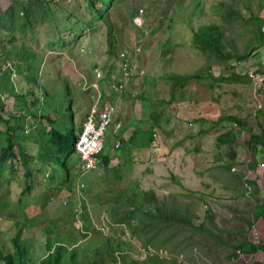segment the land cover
<instances>
[{"label":"rangeland","instance_id":"374dc122","mask_svg":"<svg viewBox=\"0 0 264 264\" xmlns=\"http://www.w3.org/2000/svg\"><path fill=\"white\" fill-rule=\"evenodd\" d=\"M66 1L72 2L67 9L69 12L55 10V20L35 29L34 38L27 40L26 44L21 40L15 45L0 44V55L3 54V46L7 51L12 48V51H21L25 56V49L31 48L36 55V75L40 77L41 84H30L25 74L21 75L26 72L23 68L27 66V60L0 58V61L6 60L7 66L0 72V104L3 103V112H0V151L8 146L13 134L7 133L8 126L3 119L11 126H18V114L27 115L26 111L29 110L47 115L54 121L53 125H49L46 121L40 123L34 118L27 119L24 128L28 139L17 143L33 157L28 165L34 176L33 184L27 178V168L20 160L15 161L16 173L8 171L11 183L4 182L0 186V201L8 204L7 208L1 209L5 211L0 215L3 226L10 222L8 210L15 220L27 223L22 240H28L29 264H39L48 254L47 238L54 235L45 232L47 227L58 231L60 236L92 235L93 239L100 230L107 235L111 231L109 223L114 221V212L110 210L115 206L121 213L126 211L127 207L122 205L126 196L138 190L140 196L145 191H155L159 197L170 199L177 195L180 202L187 203L197 213L195 226L204 223L211 229L209 233L193 230L189 226L171 230L176 235L171 241V249L175 251L165 254V257L178 258L180 264H254L252 257H245L242 253L238 254L241 258L236 261L229 260L228 256L232 250L230 243L250 238V234L244 236L242 233L249 230L248 220L257 209L255 205H250L248 199L241 203H230L228 196L246 197L245 180L242 186L234 180L233 174L245 179L259 171L262 184L263 169L260 165V169L249 173L247 165L252 159L242 146H238L235 151L237 164L240 165L234 167L231 175L227 174L222 169L227 166L226 156L216 162L220 153L216 140L225 129H212L207 135L199 134V131L209 127L208 123L200 122V118L217 120L223 114L232 113L244 117L256 129L258 110L264 107V90L261 92L258 83H223L220 88L211 87L213 82L209 79L204 82L192 80L186 89L176 91V100L170 104L173 100L172 86L166 79L173 73L194 74L207 65L213 66L215 75L222 71V64L201 54L191 37L193 29L201 24L224 22L214 10L221 13V3L226 2L228 6L229 0H123L119 7L110 11L114 38L109 37V26L100 22L96 29L87 30L83 39L69 44L67 48L58 49L56 42L60 37H67L71 28L81 24L80 20H91L85 0H65L64 4ZM10 3V0H0V10L6 9ZM263 3V0L259 1L260 5ZM133 12L141 15V26L132 19ZM258 13L264 15V9ZM70 14L73 17L68 19ZM225 29L229 35L237 32L230 29L229 24ZM238 31L243 34L237 38L238 49L244 51V41L251 36V29L242 26ZM110 40L115 54L111 53ZM123 52L130 57L134 74L126 88L114 99L117 112L107 134L109 148L103 155V158L109 156L114 161L108 169H104L100 159L93 173L76 175L71 189V202L75 209L80 213L85 208L89 211L92 224L86 231L83 218H74L70 211L65 213L66 183L61 174L46 162L47 153L43 158L46 152L43 147L48 136L42 135V131L46 129L47 133L52 127L58 131L69 129L71 123L67 109L70 100L75 127L79 131L87 113L101 95L102 104L113 101L114 93L110 89L113 84L97 82L95 76L99 70L104 78L111 70L112 76H117ZM95 64H99L98 69ZM231 64L240 74L259 69L264 65V45L256 49L247 61H232ZM7 68L11 72L5 71ZM35 96L38 102L32 106L30 102ZM154 113L162 114L163 128L157 131V144L150 145L148 133L152 131V120L155 122ZM226 126L229 127L228 124ZM138 127L141 131L138 132L136 146L125 144L121 145L120 150H115L120 143L117 136L123 140L129 139ZM16 134L20 135L21 132ZM240 135L242 138L244 134ZM17 149L18 146L16 152ZM118 159L121 164L116 161ZM137 161L140 165H137ZM70 164L77 170V159L73 158ZM80 183L84 184V188L77 193L76 186ZM27 185L33 189L31 193L22 195ZM210 208L214 213L213 219L208 217ZM115 226L119 238L130 245L131 257L145 260L148 252L141 249L136 239L131 238V232L126 228L123 231V226L118 227V224ZM258 228L264 234V220L259 219ZM17 232L19 229L0 236L2 248L14 251L11 240ZM214 237H219L221 243L214 242Z\"/></svg>","mask_w":264,"mask_h":264},{"label":"trees","instance_id":"16d2710c","mask_svg":"<svg viewBox=\"0 0 264 264\" xmlns=\"http://www.w3.org/2000/svg\"><path fill=\"white\" fill-rule=\"evenodd\" d=\"M64 1L65 0H10V5L2 11L0 10V44L9 43L10 45H15V43L20 40L23 44H26L27 40L30 41L29 39L34 38L35 29L40 25L55 20V10L69 12L67 9L72 2L66 1V4H64ZM259 1L229 0L227 3L231 6H227L226 2H222V8L220 9L223 11L220 13V10H214V13L220 15L224 22L219 23L214 21L201 24L197 29H193L191 37L193 45L201 54L210 59H215V62L218 64H222V71L220 69L221 72L215 75L212 70L213 66L207 65L194 74L182 75L173 73L169 75L166 79L172 86L173 94V100L170 104H174L176 100V91L179 88L186 89L192 80H201L204 82V80L209 79L213 82L211 87L219 86L220 88L223 83L228 85H250L258 83L259 88H262L261 92H263L264 65L257 70L240 74L235 71V66L231 64L232 61L236 63L247 61L256 49L264 45V32L262 30L264 15L258 13L264 9V3L260 5ZM85 2L91 20L88 22L80 20L79 23L81 24L71 28L67 37H60L56 42L59 47L58 49L67 48L69 44L76 43L83 39L85 32L87 30L92 31L96 29V25L100 22H104L109 26V37H115V35L112 34L114 25H111L110 22V11L119 7L123 0H85ZM52 6L54 9H52ZM257 9L259 10L258 12H256ZM137 16L138 14L136 15V12L132 13V19L135 20ZM72 17L73 15L70 14L68 19ZM226 24H229L230 29L237 32H233L229 35L225 29ZM242 26L245 29L249 27L252 33L249 39L244 41V51L238 49L237 41L238 37L243 36V34L238 31ZM71 33L72 36L70 37ZM235 34H237V36ZM72 40L73 42H71ZM49 46H51V44H49ZM110 46L111 53L115 54V47L112 40H110ZM2 49L3 54L0 55V58L5 57V59L11 60L12 57H14V59L18 60H27L28 64L23 68V71L25 69L28 73L24 71L21 75L25 74V79L28 83L38 86L41 85L40 77L36 75V71L38 70L36 55L33 51L31 52V48L25 49L24 52L27 53V56L21 51L18 53L12 51V48H9L7 51V48L3 46ZM14 54L16 55L14 56ZM120 54L117 55L118 58H120ZM5 61H0V72L3 70L4 66H6ZM95 67L98 69L99 64H95ZM5 71L11 72L8 68ZM96 77L97 82L108 81L112 84V70L109 72L108 76L102 80L98 79L97 74L95 80ZM117 95L119 94L114 93L111 103L115 104L114 99H116ZM37 102L38 98L35 96L34 99H31L30 104L33 106ZM71 103L72 100L68 101L69 108L67 112L70 114L71 123L69 129L58 131L52 127L47 133L46 129L42 131V135L48 136V141L43 147L46 149H43L46 151L43 154V158H45V154L47 153L48 157L46 158V162L61 174L62 179H64L66 183L67 196L64 199V202L66 201L64 204L65 213L70 211L71 216L74 214V218L77 216H80L81 219L83 218L85 222L84 227L87 229L86 231H88L92 224L88 209L85 208L83 212L80 213V210H76L71 202V189L74 186L76 175L81 174L79 168L75 170V167H71L70 164L73 158L77 159L79 164L75 146L80 135V131L75 127V119L73 118L70 108ZM27 109H29V106ZM0 112H3V103L0 104ZM26 112L28 113L27 115L18 114L19 116L16 118L19 123L18 126L15 127L11 126L7 120L3 119L8 126L7 133L13 134L8 140V146L0 151V186L4 182H6V184L11 183L12 179L7 176L8 171L10 170L16 173L15 161L20 160L22 165L27 168V178L33 184L34 176L32 170L28 166L33 157L28 155L24 151V147L22 145H17V143L19 144L28 139L26 136V128H24V123L27 119L33 120L34 118L35 121H40V123L46 121L49 125H53L54 121L47 115H39L37 112H31L29 110ZM258 112L259 118L256 122L257 130L247 119L238 114H223L217 120L200 118V122L208 123L209 127L205 130H200L199 134L207 135L212 129H225V132H221L216 140L217 149L220 151L219 155H217L216 162H219L221 157L226 156L228 159L227 166L222 169H225L226 173H229V175L232 174L234 167L240 165L237 164V154L235 151L238 146H242L252 159L251 163L247 165L249 171L256 170L259 162L264 164V107L258 110ZM153 119L155 122L152 120V131L148 133L150 145L157 144V131L163 128L162 114L154 113ZM226 124H228L229 127H227ZM18 131L21 132L20 135L16 134ZM140 131L138 127L136 132L132 134L129 139L123 140L117 136L121 143L120 147L125 144L136 146L138 132ZM240 133L244 134L242 138ZM107 144L108 142H106L104 151L98 157L99 162L100 159H102L101 164L104 169H108L111 161H113L109 156L103 158L104 153L107 152L109 148ZM17 146L18 149L16 152L15 149ZM216 169L219 170V167ZM233 177L235 178L234 180L241 183L242 186L245 180V186L254 188L258 193L259 189L254 180L252 181L248 178L244 179V177L237 176L236 174H233ZM32 189L33 187L31 185H27L22 195L31 193ZM256 201L258 202L255 206L257 211H254V217L252 216V218L248 220L249 230L242 233L244 236L250 234V238L237 243H230L229 247L232 250L228 257L231 261H236L238 258H241L238 254L242 253L245 257H252L254 259V264H264V234H262L258 228V220L264 217V200L256 196ZM122 205L127 207L126 211L122 213L119 212L115 206L110 210V212H114V221L109 223L111 231L107 235L100 230L96 232L98 236L93 239L91 237L92 235H80L79 237L60 236L58 231H53L47 227L45 232L51 233L54 236L47 238L46 248L48 254L40 260L39 264H180L178 258H170L169 255L166 257L164 256L171 251H175L171 249V241L176 235L175 232H171V230L186 228L187 226L191 227L193 230L204 233H209L211 230L209 227L205 226L204 223L195 226L194 219L198 217L197 213L191 209L187 203L180 202L177 195L174 196L173 199H170L167 197H159L155 191H148L142 196L133 193L126 196L125 203ZM7 206L8 204L6 202L0 201V215H2L1 212H5L1 209L7 208ZM7 213L10 222H7L5 226H3L2 218L0 217V236L15 229H19V232H17L11 240L15 248L14 251L2 248L0 245V261L2 264H29L27 259L28 240H22V235L27 223L23 220H15V217L9 210ZM208 217L210 219L214 218L212 209L209 210ZM115 224H118V227L123 226V231L125 228L128 229L129 232H131V238L136 239L141 249L148 252L145 260H134L131 257L129 251L130 245L124 243V241L119 238ZM214 238L216 239L214 242L221 243L219 237Z\"/></svg>","mask_w":264,"mask_h":264},{"label":"built area","instance_id":"2783aa9c","mask_svg":"<svg viewBox=\"0 0 264 264\" xmlns=\"http://www.w3.org/2000/svg\"><path fill=\"white\" fill-rule=\"evenodd\" d=\"M143 11L141 10V14ZM135 23L142 25L141 15L135 19ZM101 70L97 72L98 79H103ZM134 74V67L130 57L123 53L119 65L118 75L112 76L111 90L119 94L126 88L128 80L130 81ZM119 79V80H118ZM101 95L87 113L85 120L82 123L80 135L75 146L76 155L79 158L78 168L81 170L80 176L91 174L95 171L96 166L100 164L98 157L104 151L106 146L107 134L109 128L114 122V117L117 112V106L111 102L102 104ZM120 149L117 144L115 150ZM264 168V164H261ZM84 188V184L80 183L76 186V192Z\"/></svg>","mask_w":264,"mask_h":264},{"label":"crops","instance_id":"0c3cea01","mask_svg":"<svg viewBox=\"0 0 264 264\" xmlns=\"http://www.w3.org/2000/svg\"><path fill=\"white\" fill-rule=\"evenodd\" d=\"M119 145H120V143H118ZM120 149H121V147H120ZM120 149H118V150H120ZM258 160V159H257ZM114 161V160H113ZM113 161H111V163H113ZM119 164H121L120 162V160L118 159V160H116ZM259 161V160H258ZM262 163L261 162H259L258 163V166H257V168H259L260 169V165H261ZM137 165H140V163H138V161H137ZM110 166H111V164H110ZM118 167H119V165H118ZM124 167V166H123ZM262 170V169H261ZM254 171H257V169L256 170H253V171H249V173L251 172H254ZM263 171V170H262ZM259 172V171H258ZM258 172L256 173V172H254L251 176H248L247 178L248 179H250V180H254L255 182H256V185L258 186V189H259V191H258V193L255 191V189L254 188H252V187H245V192H246V197H242L241 195L240 196H234V195H231V196H228V199L230 200V201H228V202H230V203H241L243 200H247L248 199V201H249V203H250V205L251 204H254L255 206H256V203H258L257 201H256V196L259 198V199H264V175H263V182H262V184H260V182H261V180L259 179V174H258ZM263 173H264V171H263ZM135 187H137V188H140V187H138V186H136V184L134 185ZM139 190L136 192L137 194H139ZM146 192H148V191H145L144 193H146ZM134 193V192H133ZM231 208V207H230ZM233 209V208H232ZM261 220H264V217H261L260 218ZM259 221V220H258ZM250 237V236H249Z\"/></svg>","mask_w":264,"mask_h":264},{"label":"water","instance_id":"95a60500","mask_svg":"<svg viewBox=\"0 0 264 264\" xmlns=\"http://www.w3.org/2000/svg\"><path fill=\"white\" fill-rule=\"evenodd\" d=\"M263 32H264V25H263V28H262Z\"/></svg>","mask_w":264,"mask_h":264}]
</instances>
